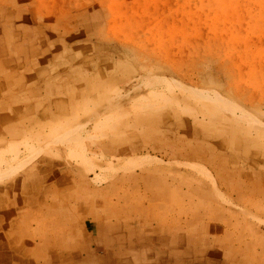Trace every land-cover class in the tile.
<instances>
[{"label":"rangeland","instance_id":"obj_1","mask_svg":"<svg viewBox=\"0 0 264 264\" xmlns=\"http://www.w3.org/2000/svg\"><path fill=\"white\" fill-rule=\"evenodd\" d=\"M3 76L4 96L26 100L0 111L11 117L0 118L1 183L35 175L38 159L49 156L86 173L143 169L97 165L87 144L99 138L82 131L94 125L104 140L141 137L146 124L130 117L156 114L210 160L166 165L198 176L175 182L178 196L166 205L210 211L211 196L245 209L232 219V238L252 243L246 260L233 262L264 264V0H0ZM67 86V96H50ZM214 170L230 180L217 184Z\"/></svg>","mask_w":264,"mask_h":264},{"label":"crops","instance_id":"obj_2","mask_svg":"<svg viewBox=\"0 0 264 264\" xmlns=\"http://www.w3.org/2000/svg\"><path fill=\"white\" fill-rule=\"evenodd\" d=\"M106 70L101 67L99 75ZM0 80V111L26 100V96H4V76ZM60 90L50 96H67L68 86ZM129 111L135 113L133 108ZM136 116L130 117V124L135 120L147 126L141 137L118 140L110 135L104 140L94 125L82 132L89 133L87 139L99 138L87 144L99 155L91 158L97 165L113 170L128 163L147 165L143 169L86 173L85 168L69 166L75 164L69 160L62 163L63 158L49 156L38 159L35 175L29 171L0 182V264H235L246 260L244 246L252 242L235 244L231 227L232 219H241L245 209L234 210L211 196L210 211L178 212L166 205L170 197L178 196L175 182L183 177L198 180L178 168L173 170L177 173H169L166 165H208L210 160L202 162L197 143L187 142L165 118ZM0 118L11 120L1 112ZM165 125L171 128L169 134ZM14 130L20 132V128ZM59 152L64 155L66 150ZM211 176L217 184L231 177L218 171ZM241 189L240 185L238 197H243ZM226 190L222 191L231 197ZM195 195L201 194H182ZM255 234L261 237L262 229L255 228Z\"/></svg>","mask_w":264,"mask_h":264},{"label":"bare ground","instance_id":"obj_3","mask_svg":"<svg viewBox=\"0 0 264 264\" xmlns=\"http://www.w3.org/2000/svg\"><path fill=\"white\" fill-rule=\"evenodd\" d=\"M70 138H72V137H70ZM69 140H71V139H69ZM148 158H149V157H148ZM148 158H147V159H148ZM140 162H141V161H140ZM137 163H138V162H137ZM136 165H137V164H136ZM115 172H116V171H115Z\"/></svg>","mask_w":264,"mask_h":264}]
</instances>
